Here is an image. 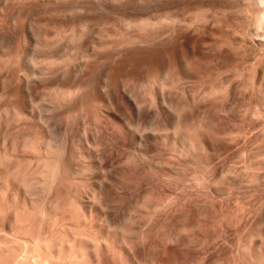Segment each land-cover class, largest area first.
<instances>
[{
  "label": "bare ground",
  "instance_id": "obj_1",
  "mask_svg": "<svg viewBox=\"0 0 264 264\" xmlns=\"http://www.w3.org/2000/svg\"><path fill=\"white\" fill-rule=\"evenodd\" d=\"M259 1L260 2H257L258 4L262 3L264 5V0H259ZM258 16H256V17H258ZM258 18H257V20L259 21ZM168 21H170V20L168 19ZM256 23H258V22H256ZM171 24H169V25H171ZM178 24H180V23H178ZM71 39H68L69 41L66 39L67 40L66 46H68V49H69V46L72 45V43L74 44L75 42H77L75 40L74 41L72 40L73 41L72 42ZM137 40L138 39H136V41ZM48 42H49V40H48ZM70 42H72V43H70ZM132 42H131V44H132ZM145 42H146V40H145ZM168 42H169V39H168ZM54 43H56V42H54ZM60 43H61V41H60ZM129 43L130 42H126V43L122 42V43H119L120 45L119 44L118 45L119 46H121V45L127 46ZM158 43L159 42H157V44ZM56 44L58 45L59 43H56ZM64 44H65V41H63L62 47ZM113 44L114 43H112L111 41L108 42V41H103L101 39H99V40L95 39V41L82 43V45L84 47V51L82 50L81 54H80V52L79 53L76 52L77 56L80 54L79 57H75L76 58L75 60H77V59L80 60V61L77 60V62H78L77 65H76V62H73L74 56H72L71 62H73L74 65H76V66H74L69 61L71 58L70 53H68L69 55H67V54L65 55L64 54L65 51L63 52L64 57L65 56L70 57V58L68 57V59L65 57L66 58L65 60L63 59L64 57L62 58V55L59 54L61 57H59L58 59H61V62L59 60L60 63L59 62L56 63L58 65V67L55 64V61H56L55 59H57V58H53L54 56L52 55L51 57L54 59V61L50 60L51 61V64L49 63V65H51L50 70L51 69H52L51 71L55 70L58 74L59 72L57 70L64 71L66 69V68L64 69V67H67V70H68L69 69L68 66H70V69L68 71H71L72 65H73L75 68L74 72H76V73L78 72V76H77V74L75 75V78H76V76L78 77V80L76 81V83L77 82L79 83L80 82L79 72H81L82 70L85 71L83 68H85L84 66L86 65L84 63H87L86 60L89 58L90 61L88 63H90V62L92 63V60H93L92 58L94 57V55L101 53V52H98L101 49V47L103 49L104 47L108 46L107 48L111 49L112 47H109V46H112ZM182 44L180 43V46H182ZM187 44L185 43V47H187ZM53 45H51V46H53ZM114 45H113V47H116ZM152 45H153V43H152ZM176 46L178 48L179 44ZM204 46H205V44H204ZM72 47H74V45H72ZM75 47H76V45H75ZM156 47L158 48V46H156ZM170 47H172V46H170ZM242 47H244V46H242ZM65 48H67V47H65ZM98 48H100V49H98ZM151 48H149L150 51H152V53L157 52L156 54L159 55V57H160L161 53L158 51L153 52L155 49L152 48V50H151ZM167 48H169V46L166 47V49ZM173 48H176V47L173 45ZM180 48H182V47H180ZM183 48H184V45H183ZM159 49L161 50L162 47ZM233 49H234V46H233ZM58 50H60V49H58ZM77 50H79V49H77ZM104 50H105V48H104ZM120 50L121 49L119 48L117 51L119 52ZM163 50H165V49H162V52H164ZM108 51L111 53L112 50L108 49ZM121 51H124V49ZM135 51H137V50H135ZM182 51H183V49H182ZM189 51L190 50H186L188 55H186V53L184 52L186 56L194 55L193 53H191ZM71 52H73V51H71ZM132 52H133V50H132ZM171 52H172V50L170 49V51H168V53L170 55L172 54L171 56L174 55L176 57V59H178V62L182 63L184 65L183 61L180 59V55H179L180 52L178 53L177 50L174 51L173 53H171ZM105 53H108V52L105 51ZM110 53H108V55ZM117 53H115V54H117ZM125 53L131 54V52H128V51L124 52L123 54H125ZM73 54H74V52L71 55H73ZM123 54H121V55L123 56ZM134 54L138 55L137 52H135ZM139 54H140V52H139ZM156 54H154V55L156 56ZM126 55L127 54H125V56ZM131 55H132L131 56L132 58L135 56V55L133 56V53ZM150 55L152 57V54H150ZM185 55H182V56L186 57ZM95 56H98V55H95ZM101 56H103V55H101ZM140 56H141V54H140ZM147 56L150 57L149 55H147ZM162 56L160 57V59L162 58ZM165 56L167 57V55H165ZM174 56H173V58H175ZM90 57H92V58H90ZM128 57H129V55H127V58ZM138 57H139V55H138ZM148 57H147V59H148ZM2 58H4V57H2ZM96 58L94 57L95 60H96ZM58 59H57V61H58ZM62 59L66 63H68L67 61H69L70 64L69 63L66 64L65 62L62 63ZM155 59L152 58L151 63H154L153 61H155ZM47 60L49 61V59H47ZM47 60H46V62H47ZM83 60H84V62H83ZM124 60H126V57ZM130 60H131V58H130ZM130 60H128V61L130 62ZM138 60H141V58ZM148 60L150 61V59H148ZM52 61H53V63H52ZM142 61H144V60H141L140 63ZM186 61H187V59H186ZM32 62H34V61H32ZM43 62H44V60H43ZM107 62L108 61H106V63ZM132 62H133V60H132ZM159 62H162V60ZM120 63H121V61H120ZM128 63H127V65L126 64L125 65L128 66ZM140 63H138V64H140ZM188 63H190V62H188ZM7 64H8V62H7ZM9 64H10V62H9ZM64 64H65V66H63ZM130 64H133V63H130ZM135 64H136V61L134 62V67L136 70H139L138 67L136 68L137 64L136 65ZM52 65L53 66L56 65L55 67L57 68V70H56V68L52 67ZM60 65H62V68H60L61 70L58 69L59 67H61ZM103 65H104V63H103ZM105 65H107V64H105ZM120 65L121 64H119V66ZM123 65H124V63L122 64V66ZM143 65H144V63H143ZM151 65L152 64H150V67H151ZM153 65L152 66L154 67V71L151 70L150 67H149L150 72L148 69V75L149 76H151L150 75V73H152L151 71L155 72L157 69L158 64H157V66H155V64H153ZM161 65H164V64H161ZM40 66L41 65H39V67ZM86 66L88 69L89 65H86ZM113 66H115V63L112 65V67ZM122 66H120V67H122ZM129 66H131L133 68L132 65H129ZM31 67H33V66H31ZM112 67H111V69H112ZM115 67H117V66H115ZM120 67H117L118 70L120 69ZM47 68L48 67L46 66V68L45 69L43 68L44 70H42V71L45 72V70ZM92 68L94 69L95 67H92ZM92 68L90 65L91 71H92ZM104 68H106V67H104ZM128 68H130V67H128ZM146 68H148V66H146ZM146 68L144 67L143 68L144 70H142V71H145ZM111 69L109 68V70H111ZM121 69L119 71H121V73H122L124 66H123V69L122 70ZM35 70H36L35 68L34 69L31 68L29 74L26 75V79L28 82L31 78L33 79L36 77V75L38 76L39 73H37V71L42 72L41 69H39L37 71H35ZM50 70L48 69L44 73V75L49 73L48 74V76H49L52 73V72H50ZM90 70L88 69L89 72H90ZM109 70L107 71V74H108ZM129 70H131V68ZM55 71L53 72L54 74L56 73ZM140 71L141 70H139V72ZM218 71H219V73L221 72L220 70H218ZM238 71L239 70H237V72ZM114 72H112V73H114ZM166 72H165V70L163 72L159 68L157 70V73L155 72L156 74L153 73L154 79L152 76H151L152 78H150L151 80L148 79L149 77L148 78L144 77L146 79V81L147 80H150V81L137 82V83L135 82L134 83V81L136 80V79H134L135 78L134 76L136 74L134 75L133 73H135V71H133L132 72V74L134 75V76H132V78L134 79L132 82L133 84L129 83L132 80L128 81L126 83V81H125L126 79L123 80L124 77L122 78V80L118 79V77L120 75L118 72H117L118 76L116 75L117 79L115 78V81L113 83H110V81L107 79V76L109 74L108 75L104 74L103 77L101 78L100 85H99L100 86L99 87V98H97L98 99V105H96V106H98L99 108L97 110V107L93 104V102H92V104L94 105V107L96 109L91 104H90V106H92L93 111H92V109H90L91 107L88 108V115H89V113H90V115L91 114L93 115V113H95L94 112V109H95L97 111V116H95V114H94V117L92 119H90L92 116L86 118V116H88V115H86L85 106L81 105V111L83 110V114L85 112L84 115L86 118V119L84 118L83 123L84 122L89 123L91 128H93L94 132H90V129H89L90 127L87 129V126H86V128H85V126L83 127L84 128L83 131L80 130L81 133H74L73 129L72 130L70 129L71 131H73V133L70 132L69 130L63 131L64 129H62V128L64 126H61V123H62V125H65V124H63L64 121L61 120V117H58V118H60L59 120L62 121L61 123H60V121L58 123V124H60L61 127L59 126V128L57 127L58 129H56V127L54 126L55 130H54V128H52V131H51L50 129L54 125L53 124L54 122H52L51 123L52 126L50 124V126H51L50 129H49V127L47 128L50 131L47 130L48 132H45V133H47L46 135L43 134L44 136H42L39 140L37 139L39 141L38 143L35 141L36 139L34 140L35 137L32 138L29 134L24 136L22 138L23 139L22 141L20 140L21 138L17 139V137H16V139H17L16 141L12 140L10 144H12L13 141H14V144L11 145V147H12L11 149H10V145H8L9 146L8 149H7V146L5 147L6 149L2 148L6 144L4 142L3 146L0 147V148H2V150L0 149V264H167L171 259L178 256V254L180 252L186 251V253H183V254H186L185 256L193 255L195 253V252L193 253V251L197 247L198 243H201V246H203V247L200 246L201 249L203 250L202 256H201V261H200L201 264H225L226 263V262L223 263V261H226V258H227L226 256L223 255L224 257H226L223 260H221V258H219V257L214 258V256H212L215 253H220L222 250L220 252H219V250H216L217 252L214 251L215 253L212 250L213 253H211V251L209 249V246L211 245L210 244V235L211 234H209V236L207 235L209 233L208 232L209 230L207 231L209 223H207L208 225L206 224L207 227H205V228H207V229L203 228L201 235H198L199 232L194 234L195 230L197 231V229L199 228L198 226L203 225L202 224L203 222L201 221V223H200L198 220H195L191 216H190L191 218L188 216L189 218L187 220L188 222L187 223L185 222L186 224H184L183 222L180 223L179 222L180 219H176L175 221L179 222L180 224L175 223L174 227L175 226L176 227L174 229H172L173 227L171 228V225H169L170 229L165 230L168 227L166 225L165 226L163 225V228H162L161 227V225L163 224L162 223L160 225V228L164 229L165 231L161 232V234L159 232V234L157 235L158 241H157V244L154 248V256L152 255V257H154V258L149 262L148 260H146V257H145V255L147 254V253H145V247L147 249V246L149 244L148 240L150 241L152 238L151 239L147 238L148 240L146 239L148 242L147 246H145L146 244H144L145 243L144 239L147 237L146 236L147 234L151 235L153 232H155V231H153V228L155 230V227H154L155 224H157V223H155V219L157 217H160L161 209H162V211L167 210V212H165V211H163V212L168 213V210H170L172 207L173 208L171 209V211L174 210V205H175L174 203L178 204V202H177L178 200L181 201V203H180V205H181L183 203L182 199H185V200L189 199L190 202H192V199H220L223 196L224 191H226V192L230 191L232 188L234 190L235 187L241 189V186H243V185H244V188L246 185H248L250 187V185L252 186L254 184V186H256L260 180L259 177H258V179H259L258 180L256 178L257 176H255L253 174L254 180H255V178L257 179V182H256V180L254 182L252 174H250V175H249V173L247 174V171L249 169L247 168V171L245 172V168H244L246 166L247 167L249 166L248 165L249 162H253V163H249V164L250 165L252 164L250 166V168L253 166L254 170H256L255 168H257V166L258 167L261 166V165H259L260 164L258 162L259 160H257L258 159L256 156L257 153H255V151H254L255 148L256 149L258 148L256 146L258 145L257 143L259 141V139L256 141L255 138H254V140L257 143L254 142V143H256V145L253 144V147L251 146L252 149L254 148L253 149L254 154H252L254 156H253V158H251L252 160L251 161L247 160L248 161L247 165H245L247 162L246 159H245L246 162L245 163L243 162L244 164L243 163L240 164V165H244V166H242L243 170H244V174H243V170L240 169L242 167H238V168H237V166H234L233 168L232 167L231 168L219 167L218 169H216L217 168L216 165L208 163L206 165L207 169H205L206 170L205 171L204 168L203 169L197 168L196 167L197 165L195 164L196 159L202 155H205L207 157V159H212V157H214L215 155H216V157H217V155L220 156L219 154H221L222 150L226 147V140L224 137H222V134L224 133L222 131L223 128L221 129L220 127H218L217 123L222 122L223 119H222L221 115H223V113L228 112L231 115L234 114V109L232 110L231 109L232 107L230 108V106H232V105H230L228 107L229 104H227V105L225 104V103H227V101H225V99L228 100L229 95L230 96L231 95L236 96V92H234L235 89L233 91H231L232 88H231V90H228L229 82L230 83L234 82V80L231 81V79H232L231 76H229V74H226L228 72L223 74V72H225L223 70L222 74H220V77H219V75H218V77H216L217 75L215 76L213 74L215 76V78H217L216 82L221 80L219 82L220 84L217 85V86H219L220 89L217 87L216 88L217 91L219 92V90H221L222 88L223 89L221 91L223 92V90H224V94H221V92H219L220 94H217V95L215 94V93H217V91L215 89V86L217 83L215 82V80H214L215 86L213 85L214 83H211V86L213 85L212 87H214V89L216 91V92L214 91V94H213V92L211 94L209 93L208 87H210V86L202 83L201 79L206 77L205 75L198 77V75L196 76V75L190 73L189 71L185 70V72H182V71H181V73L178 72L179 73L178 76L174 75L175 77H177V78H175L176 79V81H175V79L173 78V75H169L170 73L168 74ZM210 72H212V71H210ZM61 73L62 72L59 73L60 75L55 74L52 76L53 77L58 76V77H56V79L58 78V80H59V76H61ZM64 73H67L66 70L64 71ZM82 73L86 74L85 72H82ZM117 73H115V74H117ZM128 73H129V71H127L125 73V76H127ZM136 73H138V72H136ZM144 73L142 72V75H144ZM208 73H209V71H208ZM219 73L217 72V74H219ZM41 74L42 73H40V75L38 76L39 78H42ZM138 74H140V73H138ZM64 75H66L67 78L70 79L69 73H68V75L67 74H64ZM64 75H62V80L64 81V82L63 81L62 82L65 85H67L65 83V81H67L68 79ZM80 75H81V73H80ZM213 75L211 74L212 77H213ZM63 76L65 77L66 80L63 78ZM139 76L140 75H138V78H139ZM240 76L241 75L239 74L238 77H240ZM55 77L54 78L49 77V79L51 78L50 80L52 81L53 79H55ZM80 77H81V80L84 79V78H82V76H80ZM83 77H85V75ZM212 77H210V78L206 77V78L208 80H210ZM142 78H143V76H142ZM215 78L213 77V79H215ZM42 79H44V78H42ZM85 79L83 80L84 85H86L85 81H87ZM35 80H36V78H35ZM144 80H142V81H144ZM196 80H200V83H198V84L195 83V85H198V88L196 86H194V84H193L194 82H196ZM69 81H71V80H69ZM69 81H68V85H69ZM179 81H180V84L175 85V83L176 82L179 83ZM184 81L185 82L188 81L189 83L187 82V84H185L184 87H179L184 83ZM206 81H205V83L208 84L209 81L208 82H206ZM58 82H61V81H58ZM41 83H43V82H41ZM52 83H54V82L52 81ZM76 83H74V86H72L73 88H71L68 85L67 86L70 88H68L67 86H66L67 87L66 88V87L62 86V83H61V87L55 86L56 90L52 87L53 90H55V91L52 90L54 92V94L52 91L48 92V93L53 94V95H47V94H45V92L43 93V95L42 94L40 95L38 89H37L38 92L36 94H34V90L29 89V87H28L29 90L23 91L22 93L20 92L21 96L23 94L24 98L26 99V101H24V103H25L27 111L29 113V116H27L26 112H25L26 113L25 114L23 111H21V112H23V115H22L23 120H25V122H26V120H27L26 116H27V118L31 120V123L33 121L37 120V122H39V124H42L43 126H46L47 124L49 125L50 122H48V119H49L48 115H51L50 110L53 109L54 107H56L55 105L57 104V106H59L58 108H56L57 110H55V108L53 110H51V111H53V114H54V112L58 111V109H62V106H63L64 111H67L68 109H70V113L67 112V114L69 113L70 115L69 114L68 115L70 117L73 115L72 117H74L73 119L75 121V117L77 115L75 114L76 115L75 116L74 114H71V109L73 107H75L73 105V103H72V105H73L72 108H70L71 104H69V108L66 107L67 109H65L64 106L65 105L67 106L66 102L70 103V101H69L70 98H74V100H75L74 96H76V98L78 96H80L78 94V93H80V90L82 92L81 94H83V92H85L84 90L86 87L83 88V86H82V88L84 90L80 89L81 82H80L79 87H77V86L75 87ZM226 83H228V84H226ZM255 83H253V84H255ZM58 84H60V83H58ZM58 84H57V86H59ZM201 84L204 85L205 87L206 86H208V87L206 89H203L202 87H204V86L199 87V86H201ZM221 84L223 86L225 84L228 85V87H225V88H227V90L224 89V87ZM253 84H251L249 88H251V86ZM25 86L27 87V85H25ZM236 86H237V84H236ZM256 86L257 85L255 84V90H256ZM231 87H233V86H231ZM246 87H245V89H246ZM196 88L198 89L199 94L197 93L198 91L196 92ZM201 88L203 91L201 90ZM252 88H253V86H252ZM23 89L25 90L26 88L23 87ZM87 89H88V87H87ZM214 89L212 88V91ZM207 90H208V92H207ZM255 90H252L253 92L251 91L253 93V94L251 93V96H253V97H254V95H257ZM226 91H230V92L226 93ZM7 92H9V91H7ZM95 93H96V91H95ZM228 93H230V94L228 95ZM7 94L2 95L1 97L6 95L7 98H9L8 97L9 95H7ZM37 94L39 95V99H40L39 101H41V102H39V107H40V104L44 105V103H45V105H47L48 103H46V102H49V105L46 106L47 109H49L48 106L49 107L51 106L53 108L50 107L51 109L47 110L45 107L44 108L42 107L40 109V108H37L38 106L36 104H38V103L32 104V101H34L33 97L34 96L37 97L38 96ZM36 99L37 98H35V100ZM230 99H231V97H230ZM232 99L234 100V98H232ZM70 100H71V102L73 101V99H70ZM221 100H223L222 103H220ZM94 103L96 104L97 101ZM181 104H183V105L181 106ZM222 104L224 106L222 108L221 107L217 108L218 112H216L217 111L216 107H218L219 105H222ZM249 104L253 109V106H252L253 103L251 102ZM60 106H61V108H60ZM82 106H84V108H82ZM87 106L88 105H86V108H87ZM1 107H0V110H1ZM3 107H5V105ZM8 107H10V105L9 106L7 105L6 108H8ZM35 107L37 109H35ZM76 107H78V105H76ZM6 108H5L4 112L2 111L3 113L2 112L0 113V124L2 125L0 128L6 129L5 131L7 132V129H9L8 128V124L10 123L9 120L11 119V118L9 119V116H10L9 112L11 109L10 110L7 109L8 110L7 111ZM209 109L211 111H212V109H215L216 111H214V114L212 115L213 112L209 113L208 112ZM247 109H249V108L247 107ZM91 111H92V113H91ZM250 111H251V109H250ZM73 112L75 113V111H73ZM79 113L77 110V114H79ZM254 113H256V112L255 111L252 112V114H254ZM53 114L50 117L51 119H52V117H55V116H53ZM65 114H66V112H65ZM67 114H66V116H67ZM215 114H217V115H215ZM24 115H26V116L24 117ZM81 115L82 114H80L78 116H80V118H82ZM15 116L13 118H15ZM19 116H21V115L18 114L17 117L19 118ZM69 116H67V118ZM249 116H250V114H249ZM254 116L255 115H253L252 117H254ZM62 117H65V116H62ZM21 119L19 118L18 124H19V121ZM51 119H49V121ZM56 119L57 118H54V120L56 122H58V119L57 120ZM29 121H27V122H29ZM99 121H101V122H99ZM254 122H255V120H254ZM85 123L83 125H86ZM99 123H101V124H99ZM58 124H57V126H58ZM246 124H248V123L246 122ZM22 125H23V128L20 127V129L22 128L23 130L24 129L26 130V128H24V122ZM25 125H27V124H25ZM67 125H68V123H67ZM254 125H255V123H254ZM254 125H253V127H254ZM250 126H252V124H250L249 127ZM25 127H27V126H25ZM30 127H31V125H30ZM30 127L28 126L27 129H29ZM255 127H256V125H255ZM255 127H254V130H256ZM42 128L44 129V127H42ZM247 128L248 127H245V129L243 128L242 131L241 130L239 131L240 133L238 132L239 133V135H238L239 139H240V134L246 133L244 135H247L248 131L250 130V129H248V131H247ZM20 129H19V131H20ZM65 129H66V127H65ZM67 129H69V127ZM249 132H250V135H252L253 137L257 134V133L256 134L253 133L254 134L253 135V134H251L252 133L251 131H249ZM255 132H257V131H255ZM26 133H28V131ZM17 134H16V136H18ZM243 134L241 135L242 136L241 138H243L244 140L247 138V136L249 137V135H247L246 138H244ZM19 135H20V132H19ZM4 136H6V134ZM252 136H250L249 139L247 138L248 140L251 139L250 140L251 145L253 143L252 142L253 138H251ZM39 137L40 136H38V138ZM256 138H257V135H256ZM8 139L9 138H7V140ZM110 140H112L114 142L116 147H119L117 149V148H115V145H113L114 146V147H112L113 150L115 148V150L117 149L119 151V149H120L121 151L123 150L122 152H124V153L119 152V154L120 153L123 154V155L121 154L122 155L121 159L119 157V154H117L119 157V160H121V161L118 160L120 162L119 165L117 163L116 167L114 166V168H112V169H111V167L109 168V166H108V161L110 160V158H112L111 155H109V153L114 152L113 155H115V150L114 151L112 150V148H111L112 145H110L111 149L108 147L110 144V142H108V141H110ZM3 141H5V140H3ZM112 141H111V144H113ZM250 141H249V143H250ZM106 142H107L108 146L106 145ZM239 143L241 145L240 147H242L243 150L245 151L244 153H246L247 149H249L247 140L245 141V143L247 144L246 146L243 145V144H245L244 142L241 144V140ZM227 145H228V143H227ZM102 146H103V149H102ZM104 146H105V148H104ZM243 146L246 147V149H244ZM107 147L109 150L107 149ZM252 149L250 148L249 151H252ZM109 151H111V152H109ZM118 151L116 153H118ZM256 152H257V150H256ZM245 155H244V157H245ZM249 155H251L250 152L248 153V156ZM113 157H115V156H113ZM238 158L239 157L236 156L235 159H238ZM246 158H247V156H246ZM115 159L116 158H114L113 160H115ZM116 160L112 161V162L116 163ZM197 162H200V161H197ZM201 162H202V160H201ZM207 162H209V160ZM210 164L214 165V166H212L213 168H211ZM253 167L251 169H253ZM209 169L211 171H209ZM212 169H214V170H212ZM257 169H258L257 172L259 173V168H257ZM260 171H262V170H260ZM133 172L136 174L137 173H143V174L145 173V174L143 177L141 175V178H133V175H135V174L130 176ZM254 172L255 171H253L252 173H254ZM257 172H256V175H257ZM250 176H252V177H250ZM136 177H137V175H136ZM138 177H140V176H138ZM262 180H260V183ZM225 183L229 186L228 188H230V189H228L226 187L227 185ZM224 185H226V186H224ZM224 187H226L225 189H228V190H225ZM233 190H231V191H233ZM254 190H257V189L255 188ZM231 193H233V192H231ZM231 193H227V194L230 195ZM224 196H226V194ZM245 196H244V198H245ZM241 197L238 194V196H236V199H243ZM113 199H115V200H117V199H145L144 201H146V203H145L146 206H148V207L150 206L149 211H150V209H152V211H150V213L148 214L150 216V218L146 219V221H144L145 220L144 219L143 220L144 222H142L140 220H139L140 222L138 220L131 222L130 221L131 219H129L126 215L123 216L120 213H116L117 211H114L115 207H114V210L111 209L112 203L114 204V202L110 203V201L111 200L113 201ZM154 199H156V200H154ZM157 199H162V200H157ZM233 199H235V198H233ZM205 202H207V201H205ZM185 203H186V201H185ZM110 204H111V206H110ZM135 206H137V205H135ZM139 206H142V205H139ZM182 206H183V204L181 206L178 205L177 208L182 207ZM148 207H146V208H148ZM208 207H209V205H208ZM135 208H137V207H135ZM202 209H204V207H202ZM179 210H177V211H179ZM158 211L160 213L158 215H156L155 213L156 212L158 213ZM171 211L168 213V215L170 213L172 214ZM177 211L176 212L174 211L173 214L178 213ZM204 211L205 210H203V212ZM203 212H201V213H203ZM205 213L206 212H204L203 215ZM243 213H244V211H243ZM150 214H152V215H150ZM207 214H208V212H207ZM207 214H205V217ZM161 215H162V213H161ZM178 215H177V218H178ZM153 216H155V217L153 218ZM175 216H176V214H175ZM167 217H169V216H167ZM200 217H202V215ZM179 218H181V217H179ZM202 218H204V216ZM235 218H236V216H235ZM204 219H209V217L204 218ZM156 220H160V219L157 218ZM170 222H173V221H168L167 225ZM198 222L200 223L199 225H198ZM158 224H159V222H158ZM181 224H183V225H181ZM164 227H166V228H164ZM249 228H251V227H249ZM156 229H157V227H156ZM150 230H152L151 231L152 233H150ZM186 230L189 231L188 234H187ZM183 231H184V234H183ZM199 231H201V229H199ZM223 233L225 234V232H223ZM244 233H243V235H244ZM251 234L247 235V237L245 239H243V238L246 235H244V236L241 235V238L239 239V237H240V234H239L238 239L241 243L239 241H237L238 247L236 250V252H237L236 255H239L238 256L239 258L242 256V260L245 259L243 256L247 255L249 257L250 261H252V263H255V261L257 262V260L263 259L262 257H264V237H262L260 235L261 232L255 233L252 235ZM213 236L215 237V234ZM227 236H230V235H227ZM227 236H226V238H227ZM236 236H237V234H236ZM151 237H153V236H151ZM155 237H156V235H155ZM217 237L218 238L220 237L219 234ZM142 238H143V240H141ZM215 238L213 239L214 242H212V244H214L216 242H217L216 244H219L218 241L220 239L216 241V239H218V238H216V239ZM222 238H224V236ZM226 238H224V242H226L225 241V240H227ZM234 238L237 239L236 237H234ZM152 241L153 240H151V242ZM224 242H222L221 244H223ZM228 242H229V240H228ZM230 242H229V244H230ZM232 242H235V241H232ZM232 242H231V244H232ZM153 244H150V245H153ZM216 244L214 246H216ZM221 244H220L219 248L217 247L218 249H223V248H221V246H222ZM225 245H224V247H226ZM150 247H152V246H150ZM210 247L212 248V245ZM230 247H231V245H230ZM148 249H149V247H148ZM231 249H232V247H231ZM231 249L228 248V250H230V251H231ZM150 250L151 249H149V251ZM197 251H198V249H197ZM233 251H235V249H233L232 252ZM198 252H200V250ZM149 253L151 254V252H149ZM149 253H148V255H149ZM152 253H153V251H152ZM221 253H220V255H221ZM229 253L230 252H228V254H227L228 256H229ZM233 253H235V252H233ZM236 255H234L233 257H236ZM217 256H219V254ZM178 257H181V255H179ZM195 257L196 256H194V258ZM238 257L234 259L235 264H236V262L238 264ZM248 257H247V259H248ZM149 258H151V257H149ZM187 258L184 257V260ZM175 259L177 260L178 258H174V260ZM247 259H246V261H247ZM187 260H189V259H187ZM240 260H239L240 264H241V262H243V264L245 263V260H243V261H240ZM175 261H174V263H175ZM263 261H264V259H263ZM262 262H261V264L264 263V262L263 263ZM186 263H187V261H186ZM229 263L232 264L233 260L230 261ZM229 263H226V264H229ZM250 264H251V262H250Z\"/></svg>",
  "mask_w": 264,
  "mask_h": 264
},
{
  "label": "rangeland",
  "instance_id": "obj_2",
  "mask_svg": "<svg viewBox=\"0 0 264 264\" xmlns=\"http://www.w3.org/2000/svg\"><path fill=\"white\" fill-rule=\"evenodd\" d=\"M257 2H260V1L259 0H0V107L1 106L3 107L5 105V107H3V108L1 107L0 113L2 111L3 112L5 111V108L7 107V105L8 106L10 105V107L6 108V110L11 109L9 112V114H10L9 119L10 118L12 119V120L11 119L9 120V122H10L8 124L9 129H7V132L5 131L6 129L0 128V144H1L0 147H2L4 142H5L6 144L2 148H5L7 146V149H8L9 148L8 145H10V149H11L12 148L11 145L14 144V141H16L17 139H20V138H21L20 140L22 141L23 140L22 138L24 136H26L27 134H29L32 138L35 137L34 140L36 139L35 141L38 143L39 142L38 140L42 136L47 134L45 132H48L50 130L52 131V128H54V130H55V127H56V129L59 128L60 124H58V123L60 121L59 120L60 118H58V117H61V120L64 121L63 124L66 125V126L62 125V123H61L62 121H60L61 126H64L62 128V129H64L63 131L69 130L70 132L73 133V131H71L73 129L74 133H81L80 130L83 131V129H84L83 127L85 126V128H86V126H87V129L90 127L89 128L90 132H94L93 128H91L89 123L84 122L86 125H83L84 124L83 120L85 118V115H84L85 112L83 114V110L81 111V105L85 106L86 115H88V108L91 107L90 109H92V106H90V104L91 105L94 104L95 106L98 105V99L97 98H99V87H100L99 85H100L101 78L103 77L104 74H107V71L109 70V68L111 69V67L114 63H115V66H117V67L122 66V64L124 63V65H123L124 69H123V66L120 67V69L121 68L123 69V70L121 69L123 71L121 73V71H119L120 69L118 70L117 67L113 66L112 69L109 70V72H108L109 75L107 74L109 76V77L107 76V79L110 81V83H113L115 81V78L117 79L118 73L120 74L118 79L122 80V78L124 77L123 80L126 79L125 80L126 83L128 81L132 80L129 83L133 84L132 82L134 79H136L134 81V83L135 82L136 83L137 82H147V81H150L151 80L150 78H152V77L154 79L153 73H155V72L157 73V70L159 68L163 72L165 70V72L167 71L166 73H168V74L170 73L169 75H173L174 79L177 78L174 75L178 76V74L181 73V71L185 72V70L189 71L190 73H192L196 76L198 75V77L205 75L207 78L212 77L211 74L212 75L214 74L215 76L217 75L216 77H218V75H219V77H220V74H222V72L224 70L225 72H223V74L228 72L226 74H229V76H231V78H232L231 81L234 80V82H235V83L231 82L232 84L230 82H229V84L226 83L229 85V88H230V89L228 88V90H231V88H232L231 91H233L235 89L234 92H236V96H234V95L230 96L229 95L230 93H228L229 98H228V100L225 99V101H227V103L224 102L226 105L229 104L228 107L230 105H232V106H230V108L232 107L231 109L232 110L234 109V114L231 115L228 112H227L228 114L225 112L227 114L226 115L225 113H223V115H221V116H222V119L224 121L222 120V122L217 123L218 127H220L221 129L223 128L222 131L224 133L222 134V137H224L226 140V147L222 150L221 154H219L220 156L217 155V157H216V155H215L214 157H212V159H207V157L205 155L200 156L195 161L196 162L195 164L197 165L196 167L199 169L204 168V170H205V169H207L206 165L208 163L216 165L217 166V168L215 167L216 169H218L219 167H224V168H231V167L233 168L234 166H237V168L242 167L244 165H240V164H242L243 162L245 163L247 160L248 161L252 160L251 158H253V156H254V155H252V154H254V152H253L254 148L252 149V147H253V144L256 145V143H257L256 141L259 139V141L257 143L258 145L256 146L258 148L257 149L255 148L257 150V152L254 149L255 153H257L256 156L258 158L257 160H259L258 161L260 163L259 165H261L260 167L257 166V168H259V173L257 172L258 171L257 168H255L256 170H254L253 166H252L253 169H251L252 167L250 168V166L252 164L250 165L249 163H253V162L248 163V161H247L245 165H247V163H248L249 166L248 167L246 166L244 168H245V172L247 171V168L249 169L247 171V174L248 173H249V175L252 174V176L254 174L255 176H257L256 177L257 179L259 177L260 180H262V179L263 180L260 183V180L258 179L260 184L256 183L257 184L256 186H254V184H253L252 186L250 185V187L248 185H246L245 188L243 185V186H241V189L235 187V189L233 190V188H232L231 190H233V191H231V190L230 191L233 193H231L230 191H227V192L224 191V194L220 199H192V202H190L189 199H187V200L182 199L183 206L177 208L178 205L179 206L182 205V204L180 205L181 201L178 200L177 201L178 204L174 203L175 204L174 210L171 211V209L173 207L170 210H168V213L170 211L172 212V214L170 213L169 215H168V213L163 212L165 210L162 211V209H161L160 212L162 213L163 216L161 215V213L159 211H158V213L157 212L155 213L156 215H158L160 213V217H157L160 220H156L157 218L155 219V223H157V224L154 223L155 224V226H154L155 230L153 228V231H155V232L152 233L151 232L152 230H150V233H152V234L146 235L147 237L144 239L145 240L144 244H146L145 246H147V243L149 242L147 249L145 247V253H147L145 255V257H146V260H148L150 262L154 258V257H152V255L154 256V248H155L157 241H158L157 235L159 234V232L161 234V232H164L165 230L170 229L169 225H171V228L173 227L172 229H174L176 227V226L174 227L175 223L178 224L179 222L180 223L183 222L184 224H186L188 222L187 221L188 218L191 216L195 220H198L200 223H201V221L203 222L202 223L203 225H199L200 223L198 222L199 228L198 227H197L198 229L196 228L197 231L195 230L194 234L199 232L200 234L198 233V235H201L203 228L207 227L206 224L209 223V225L207 224L208 229L205 228V229H207V231L209 230L208 234L206 232L205 233L208 236H209V234H211L210 235V244L212 245V248L210 247L211 246L210 245L209 249H210L211 253H213L216 250H219V252L222 250L221 251L222 253L220 252L221 255H220V253L214 252L215 254H213L212 256H214V258L219 257V258H221V260H223L227 257L226 261H223V263L224 262L229 263L230 261L233 260L232 264H235L234 259L239 256V255H236L237 254L236 250L238 247L237 241H239V239L241 238V235H243L244 232H245L244 235H246V236L243 235L244 236V238L242 237L243 239H245L247 237V235H250L251 233L255 234V233H260V232H261L260 235L262 237H264V178H263L264 177V23H263L264 22V20H263L264 19V5L262 3L258 4ZM256 16H258L259 18ZM257 18L259 19V21L257 20ZM168 19L170 21H168ZM256 22H258L259 24ZM178 23H180V24H178ZM169 24H171V25H169ZM66 39L67 40L71 39V41L75 40L77 42H75L74 44L72 43L73 41L70 42V43H72V45H74V47H72V45H70L71 47L69 46V49H68V46H66V41H67ZM95 39L96 40L101 39L103 41H108V42L111 41L112 43L115 44V45L114 44L113 45L116 47H113V45H112V46H109V47H112L110 49V48H107L108 46H106V47H104L105 50H104V48L102 49V47H101V49L98 48L100 50L99 51L97 50V51L101 52V53L95 54L98 56L94 55L95 58L97 57L96 60L92 56L93 58L90 57L93 59L92 63L90 62L91 64L88 63L90 61L89 58L86 60L87 63H84L86 65H89L88 66L89 70H90V65H91V68L92 67H95V68L94 69L92 68V71L90 70V72H89L87 69V66L85 65L84 67L87 70L85 68H83L85 71L82 70L81 72H79V79H80L81 85H80V82L79 83L77 82L78 83L77 84L76 81L78 80V77H77L78 72L77 73L74 72L75 71L74 66L77 65V63H78L77 60L78 61H80V60L79 59L75 60L76 59L75 57H79L80 54L82 53V50L84 51V47H83L84 44L82 45V43L95 41ZM136 39H138V40L136 41ZM168 39H169V42H168ZM48 40H49V42H48ZM145 40H146V42L147 41L148 42L146 43ZM53 41L56 43H59V44L57 45ZM60 41L62 44H63V41H65V44L63 45V47H62V44L60 43ZM122 42L123 43L124 42L125 43L130 42V43L127 46H122V45L119 46L120 45L119 43H122ZM131 42H132V44H131ZM157 42H159V43L157 44ZM152 43H153V45H152ZM180 43L181 44L183 43L182 46H180ZM185 43L186 44L188 43L187 47H185ZM178 44H179V46L177 48L176 45H178ZM204 44H205V46H204ZM51 45H53L54 47ZM75 45H76V47H75ZM173 45L176 48H173ZM183 45H184V48H183ZM241 45L244 47H242ZM156 46H158V48ZM168 46H169V48H167L168 49L167 50L166 47H168ZM170 46H172V47H170ZM233 46H234V49H233ZM50 47L52 49L53 48L54 49L52 50ZM65 47H67V48H65ZM151 47L153 49H155L153 52L158 51L161 53L160 57L163 55L161 59H160L159 55L156 54L157 52L152 53V51H150L149 48H151ZM161 47H162V49H165V50H163L164 52H162V49L161 50L159 49ZM180 47H182V48H180ZM239 47L240 48L242 47V48L240 49ZM119 48L121 50L124 49V51L120 50L118 52L117 50ZM152 48H151V50H152ZM58 49H60V50H58ZM77 49H79V50H77ZM108 49L112 50L111 53L108 51ZM131 49L133 50V52ZM170 49L172 50L171 53H173L176 50L178 51V53L180 52V54H179L180 59L183 61L184 65L182 63H179L178 59H176V57L174 55L173 56L175 58H173V56H171L172 54L171 55L169 54L170 52L168 53V51H170ZM182 49H183V51H182ZM126 50L128 52H131V54L133 53V56L134 55L136 56L137 54H134V53L137 52L139 57L141 58V60H144V61H142L144 63V65L142 62L140 63L141 60H138V59H140L138 57V55L136 57L134 56L132 58L131 57L132 55L130 53L129 54L125 53V54L129 55V57L127 58V55L125 56V54H123L124 52H127ZM135 50H137V51H135ZM186 50H190L189 52L193 53L194 55L186 56V55H188V53H187L188 51L186 52ZM71 51L74 52L73 55H71L73 53ZM105 51H107L110 54L108 55V53H105ZM63 52L65 55L66 54L69 55L68 53H70L71 58L69 56H65L67 59H68V57L70 58V60H69L70 62L72 60V56H74L73 62H76V65H74L73 62H71L74 65V66L72 65L73 71L72 70L68 71L70 69V66H68V65H67L69 67L68 70H67V67H64V69L66 68L65 70L67 73H64V71H65L64 69H63L64 71H59L55 67L57 65L56 63L59 62V60L61 62V59H58L59 57H61L59 54L62 55V58L64 57ZM76 52L77 53L80 52V54L77 56ZM139 52H140L141 56H140ZM184 52L186 53V55ZM115 53H117V54H115ZM121 54H123L124 57ZM146 54L149 55L150 57H151L150 54H152V57L150 58ZM154 54H156V56ZM52 55L54 56L53 58L58 59V61H57V59H55L56 65L55 66L52 65V67L56 68V70L59 73L62 72L61 76H59V80H58V78L56 79V77H58V76H56V77L54 76L55 79L52 80L54 83H52V81L50 80L51 78L49 79V77L54 78L52 75L57 74V72L54 69L53 70L56 72L55 74L53 73L54 71H51L52 69L50 70V66H51V65H49V63L51 64L50 60L54 61V59L51 57ZM101 55H103V56H101ZM165 55H167V57ZM182 55H185L187 58L182 56ZM2 57H4V58H2ZM65 57L63 58L64 60L66 59ZM125 57H126V60H124ZM147 57H148V59H150V61L147 59ZM130 58H131V60H130ZM152 58H154V59L156 58L155 61H153L154 63H151ZM47 59H49V61ZM63 59H62V63L65 62V61H63ZM186 59H187V61H186ZM43 60H44V62H43ZM46 60H47V62H46ZM84 60H83V62H84ZM128 60H130V62ZM132 60H133V62H132ZM161 60L163 63L159 62ZM32 61H34V62H32ZM53 61H52V63H53ZM69 61H67V62L69 63ZM106 61H108V62L106 63ZM120 61H121V63H120ZM135 61L137 64V65L135 64L136 68L138 67V69L141 70L140 72H139V70H136L134 67ZM7 62H8V64H7ZM9 62H10V64H9ZM137 62L140 64H138ZM188 62H190V63H188ZM68 63H66V64H68ZM103 63H104V65L105 64H107V65L104 66ZM118 63L121 65L119 66ZM127 63H128V66H126ZM130 63H133V64H130ZM147 63L148 64L150 63L152 65L155 64V66H157V64H158L156 71L153 72L154 71V67H153L154 65L153 66L151 65V67H150V64L148 65ZM161 64H164V65H161ZM39 65H41L40 66L41 68L39 67ZM129 65H132L133 68ZM31 66H33L36 69L35 71H37L39 69H41V71H42L47 66L48 68L45 70V72L49 69L50 72H52L53 74L51 73L50 74L51 76L50 75L48 76L49 73L44 75V73H45L44 71H42V72L37 71V73H39L38 76L40 75V73H42L43 75L41 74V76L44 79L39 78L36 75V77H35L36 80H35V78H33L35 81L31 78L28 82L26 79V75L29 74L31 68L34 69ZM60 66L61 67H59L58 69L62 68V65H60ZM63 66H65V64ZM143 66L145 68H146V66H148V68H146L145 71H142V70H144ZM57 67H58V65H57ZM104 67H106V68H104ZM128 67H130L131 70H129L130 68H128ZM149 67L151 68V70H153V71H151L152 73H150V75L152 77L148 75ZM218 70H220L221 72L219 73ZM237 70H239V71L237 72ZM111 71L112 72L115 71V72L112 73ZM125 71L126 72L129 71L128 75L126 74L128 77L125 76V73H126ZM133 71H135V73H133L134 75L136 74L135 76L132 74ZM208 71H209V73H208ZM210 71H212V72H210ZM82 72H85L86 74H83ZM136 72H138L140 74H138ZM142 72L143 73L145 72L144 73L145 76L142 75ZM149 72H150V69H149ZM217 72L219 74H217ZM68 73H69L70 79L67 78L66 75H64V74L68 75ZM80 73H81V75H80ZM115 73H117V74H115ZM76 74H77V76L75 78ZM239 74L241 75L240 77H238ZM62 75H64L68 79L67 81H65V83L67 85H68V81L71 80V81H69V85H68L71 88H73L72 86H74V83H76L75 87L76 86L79 87V85H80L81 86L80 89H83L86 87L85 90L83 89L85 91V92H83V94H81L82 92L80 90V93H78L80 96H78L77 98H76V96H74L75 100H74V98H70V99H73V101L71 102V100L69 99L70 103L66 102L67 106L66 105L64 106L65 109H67L66 107L69 108V104H71L70 108H72L73 105L75 107H76V105H78V107H76V108L73 107L71 109V114L77 115V116L75 115L76 116L75 121L73 119L74 117H72L73 115L71 116L72 118L69 116L70 115L69 114L70 109H68L69 111L68 110L64 111L63 106H62L63 110L58 109V111L54 112V114H53V111H51V110H53L54 108H55V110H57L56 108L59 107L56 104L55 105L56 107H54V108L50 106L53 109H51L49 106H48V108L51 109L50 110L51 115L53 114V116H55V117H52V119L54 120V118H57L58 122H56L55 120L53 121L50 118L51 115H48V118L51 119L50 121L48 119V122H50L49 125L47 124L46 126H43L42 124H39V122H37V120L33 121L34 119L32 120L33 122L31 123V120L27 118V116H29V113H28L26 105L24 103V101H26V99L24 98L23 94L21 96V93L23 91H27V90L31 89V90H34V94H36L39 90L40 95L41 94L43 95L44 92L47 95H53L54 94L53 91L56 90L55 86L61 87V83H62V86H64V87L67 86L63 83L64 81L62 80ZM84 75H85V77H83ZM138 75H140V76L142 75L143 78L149 77L148 79H150V80L146 81V79L144 78L145 79L144 80L142 78V76L141 77L139 76V78H140L139 79ZM214 75H213V77L215 78ZM64 76H63V78L65 79ZM80 76H82V78H84V79L86 78L85 79V80H87V81H85L86 85H84V81H83L84 79L81 80ZM132 76H134L135 78L133 79ZM206 77L201 79V81L203 84H206L210 87H208V86L205 87L202 84L199 87L204 86L205 88L202 87L203 89H206L208 87L209 93L211 94L213 92V94H214L215 89L217 87L219 88V86H217V85L220 84L219 82L221 80L216 82L217 78L213 79V77H212L210 80L211 81L213 80V81L211 82ZM142 80H144V81H142ZM204 80L205 81L207 80L206 82L209 81L210 84L205 83ZM214 80L217 83L216 86H215ZM58 81H61V82H58ZM175 81H176V79H175ZM41 82H43V83H41ZM187 82L184 81V83L182 84L183 86L181 85L179 87H184L185 84H187ZM249 82L251 84L256 82L255 84L258 86V87L256 86V90H255V84L252 85L253 88L251 86L252 89L249 88L251 85ZM58 83H60V84H58ZM195 83H197V84L200 83V80H196V82L193 83L194 86H196L198 88V85H195ZM211 83H214L213 85L215 86V89H214V87H212L213 85L211 86ZM57 84L59 86H57ZM176 84L179 85L180 81H179V83L176 82L175 85ZM236 84H237V86H236ZM25 85H27V87ZM225 85L224 86L222 85V86L224 87V89L227 90V88H225V87H228V85H226V86ZM82 86H83V88H82ZM231 86H233V87H231ZM23 87L26 89L24 90ZM28 87H29V89H28ZM52 87L55 90H53ZM70 87H68V88H70ZM87 87H88V89H87ZM211 87L214 89L213 91H212ZM245 87H246V89H245ZM197 88H196V92L198 91ZM202 88H201V90H202ZM221 90H219V92H221V94H224V90H223V92ZM252 90H255L256 94H257V95H254V97L251 96V93L253 92ZM7 91H9V92H7ZM51 91L53 92V94L48 93ZM95 91H96V93H95ZM216 91H217V89H216ZM207 92H208V90H207ZM219 92L217 91V93H215V94L216 95L220 94ZM227 92H230V91H226V93ZM197 93L199 94V91ZM4 94L9 95L8 96L9 98H7L6 95L1 97ZM230 97H231V99H230ZM35 98H37L36 99L37 101L35 100ZM232 98H234V100ZM33 99H34V101H32V104L38 103V104H36L38 106V107L36 106L37 108L41 109L42 107L43 108L45 107L47 109L46 106L49 105V102H46V103H48L47 105H45V103H44V105L40 104V107H39V102H41V101H39L40 100L39 95L37 97L34 96ZM223 100H221L220 103H222ZM96 101H97V103L95 104L94 102H96ZM92 102H93V104H92ZM251 102L253 103V105H252L253 109L255 108L254 110L252 109V107L249 104ZM72 103H73V105H72ZM223 104L216 107L217 111L215 109H212V111L209 109L208 112L209 113L213 112L212 113V115H213L214 111L218 112L217 108H219V107L222 108L225 105V104L224 105ZM86 105H88L87 108H86ZM94 105H93V107H94ZM182 105L183 104H181V106ZM84 106H82V108H84ZM36 107H35V109H37ZM96 107L98 110L99 107L98 106H96ZM247 107L249 109H247ZM60 108H61V106H60ZM49 109H47V110H49ZM76 109L78 110V113L80 112L79 114H77ZM95 109H94L95 113H93V115L92 114L90 115V113H89V115L86 116V118L92 116L90 118V119H92L94 117V114H95V116H97V111ZM250 109L252 112L255 111L256 113L252 114ZM72 110L75 111V113ZM21 111H23L24 113L25 112L27 113V116L24 115V117L26 116V119H27L26 122L22 118L23 112H21ZM92 111H93V109H92ZM92 111H91V113H92ZM65 112H66V114H67V112H69L68 113L69 115L67 114V116H69L68 118H67ZM18 114L21 115V116H19V118L20 119L22 118L19 121V124H18L19 118L17 117ZM80 114H82L81 117L83 119L80 118V116H78ZM217 114H215V115H217ZM249 114H250V116H249ZM253 115H255V116L252 117ZM14 116H15V118H13ZM62 116H65V117H62ZM254 120H255V122H254ZM27 121H29L31 124ZM23 122H24V128H26V130L22 129L23 128V125H22ZM52 122H54L53 126L51 124ZM99 122H101V121H99ZM246 122L248 124H246ZM56 123L58 124V126ZM67 123L69 126L67 125ZM254 123H255L256 127H255ZM25 124H27V125H25ZM29 124L31 125V127ZM50 124L52 127L50 126ZM99 124H101V123H99ZM250 124H252V126L249 127ZM253 125H254L256 130H254ZM1 126L2 125L0 124V127ZM25 126H27V127H25ZM28 126L30 127L29 129H27ZM67 126L69 127V129H67L68 128ZM20 127H22V128L20 129ZM42 127H44V129ZM48 127H49V129L51 127V129L48 130L47 129ZM65 127H66V129H65ZM245 127H248L247 131H248V129H250L249 131L252 132L251 134L257 133L256 134L257 138H256V135L254 137L252 135H250L249 131L247 133V135H249V137L247 135H244L246 133H244V134L242 133L244 138H246V136H247V138L249 139L250 136H252L251 137V138H253L252 139V142H253L252 145H251V141H250L251 139L248 140L246 138L244 140L243 138H241L242 134H240V139H239V136H238L240 133L239 131L240 130L242 131V129L243 128L245 129ZM19 129H20V131H19ZM27 131H28V133H26ZM255 131H257V132H255ZM19 132H20V135H19ZM5 134H6V136H4ZM16 134L18 136H16ZM38 136H40V137L38 138ZM6 137L9 139L7 140ZM16 137H17V139H16ZM254 138L256 141L254 140ZM3 140H5V141H3ZM12 140H14V141L12 144H10ZM240 140H241V144L243 142L245 143V141L247 140L249 149L250 148L252 149V151H249V149H247V152L248 153L250 152L251 155L248 156L247 152L244 153L245 151L243 150L242 147H240L241 146L239 143ZM111 141L112 140L108 141V142H110L109 146L106 142V145L109 148H110V145H112L111 148L114 147L113 145H115L113 141H112L113 144H111ZM249 141H250V143H249ZM254 142H256V143H254ZM227 143H228V145H227ZM243 145L246 146L247 144L245 143ZM108 147H107V149H108ZM2 148H0V149L2 150ZM104 148H105V146H104ZM115 148L118 149L119 147H116V145H115ZM115 148H114V150H115ZM102 149H103V146H102ZM117 149L115 150V155H113L114 152L109 153V155H111L112 158H110V160L108 161V166H109V168L111 167V169L114 168V166L116 167L117 163L119 165V163H120L119 161H121V160H119V157L121 159L122 155H123L122 153H124V152H122L123 150L121 151L119 149V151H118ZM244 149H246V147H244ZM112 150H113V148H112ZM117 151H118V153H116ZM109 152H111V151H109ZM119 152H122V153L119 154ZM117 154H119V157ZM244 155H245V157H244ZM113 156H115V157H113ZM236 156L239 158L235 159ZM246 156H247V158L248 157L249 158L247 159ZM114 158L117 159V160L115 159L116 163L112 162V161H115V160H113ZM245 159H246V161H245ZM201 160H202V162H201ZM208 160H209V162H207ZM197 161H200V162H197ZM214 165H211V168H213L212 166H214ZM210 169H209V171H211ZM240 169L243 170V167ZM212 170H214V169H212ZM260 170H262V171H260ZM251 171L252 172L255 171V172L252 173ZM256 172H257V175H256ZM133 174H135V175H133ZM144 174L143 173H137L136 174L133 172L131 175L130 174L129 175L130 176L133 175V178H141V175L143 177ZM243 174H244V170H243ZM136 175H137V177H136ZM138 176H140V177H138ZM252 176H250V177H252ZM256 178H255V180L257 182ZM253 180H254V176H253ZM255 180H254V182H255ZM226 185H224V186H226ZM226 187L228 188L229 186L227 185ZM226 187H224V189ZM246 187L247 188L249 187V188L247 189ZM255 188L257 190H254ZM228 189H230V188H228ZM228 189H225V190H228ZM227 193H231L233 196L231 194L229 195ZM225 194L227 197L224 196ZM238 194L240 197L242 196L241 198H243V199H236V196H238ZM244 196H245V198H244ZM233 198H235V199H233ZM144 200L145 199H117V200L113 199V201L111 200L110 203L114 202V204L112 203V206H111V204H110V206H111V209H113V210L115 207L114 211H117L116 213H120L123 216L126 215L129 219H131L130 220L131 222L137 221V220L144 222V221H146V219L150 218V216L148 214L150 213V211H152V209H150V211H149L150 206L149 207L146 206V204H145L146 201H144ZM154 200H156V199H154ZM157 200H162V199H157ZM185 201H186V203H185ZM205 201H207V202H205ZM135 205H137V206H135ZM139 205H142V206H139ZM208 205H209V207H208ZM135 207H137V208H135ZM146 207H148V208H146ZM202 207H204V209H202ZM177 210H179L180 212ZM203 210H205L204 211V212H206L205 214H207V212H208V214H207L208 216L206 215V217H205V214L203 215V213H204ZM174 211L175 212L177 211L178 213L173 214ZM200 211L203 213H201ZM243 211H244V213H243ZM165 212H167V210ZM175 214H176V216H175ZM150 215H152V214H150ZM177 215H178V218H177ZM201 215H202V217L204 216V218L209 217V219H204V218L200 217ZM167 216H169V217H167ZM235 216H236V218H235ZM154 217L155 216H153V218ZM179 217H181L182 219ZM176 219H180L179 222H176L175 221ZM165 220L166 221L167 220L173 221L174 223L170 222L167 225L168 221L166 222ZM158 222H159V224H158ZM160 225L162 228H163V225L164 226L166 225L168 228L164 227V228H166L164 230V229L160 228ZM181 225H183V224H181ZM156 227H157V229H156ZM249 227H251V228H249ZM199 229H201V231H199ZM186 231L188 234L189 231L188 230H186ZM223 232H225L226 235ZM238 233L240 234V237H239ZM183 234H184V231H183ZM214 234H215L216 238H218L217 237L218 234L220 237L224 234L223 235L224 238H226L227 235H230V236H227V238H226L227 240H225L227 242L226 243V242H224V238H222L223 236L221 238L219 237L218 239H216L213 236ZM236 234H237V236H236ZM155 235H156V237H155ZM151 236H153V237H151ZM234 237H236L237 239H235ZM238 237H239V239H238ZM147 238L148 239L152 238L151 240H153V241L151 242V240L149 241ZM214 238L216 239V241L220 239L219 240L220 242L218 241L219 244H216L217 243L216 241H215L216 243L212 244V242H214V240H213ZM146 239L148 240V242ZM141 240H143V238ZM228 240H229V242L231 240L235 241V242L231 241L233 244L232 245L231 242L229 244ZM222 242H224L226 245L224 243L221 244ZM150 244H153V245H150ZM215 244H216V246H214ZM220 244L222 245L221 248H223V249H218L220 247ZM224 245L226 247H224ZM230 245H231L232 249H231ZM150 246H152V247H150ZM200 246H201V243H198L197 247L193 251V253L195 252L193 255L185 256L186 254H183V253H186V251L180 252L178 254V256L181 255V257H178V256L174 257V258H178L177 259L178 261L175 259L177 262L173 258L167 264H184V263L185 264H198L201 261V256H202V252H203V250L201 249V247H203V246H201V247ZM148 247H149V249H151L150 251H149ZM228 248H230L231 251L228 250ZM197 249H198V251L200 250V252H198ZM233 249H235V251H233L235 253L232 252ZM212 250H213V252H212ZM152 251H153V253H152ZM149 252H151V254ZM228 252L231 253V254L229 253L230 257L227 255ZM148 253H149V255H148ZM218 254H219V256H217ZM147 255L151 258H149ZM223 255L226 257H224ZM234 255H236V257H233ZM194 256H196V257L194 258ZM184 257H186V258L188 257L187 259H189V260L185 259L187 261V263L184 260ZM243 257L245 258V259H243V260H245L244 264H250V262H251V264H261V262L264 259V257L261 256L263 259L257 260V262L255 261V263H252V261H250V259L247 255H244ZM247 257H248V259H247ZM246 259H247V261H246ZM239 260L243 261L242 256L240 258L238 257V264H240ZM174 261H175V263H174ZM199 264H201V262ZM229 264H231V263H229ZM236 264H237V262H236ZM241 264H243V262H241Z\"/></svg>",
  "mask_w": 264,
  "mask_h": 264
}]
</instances>
